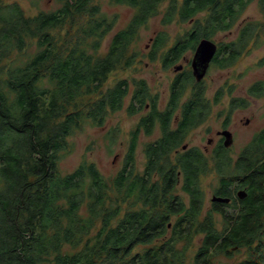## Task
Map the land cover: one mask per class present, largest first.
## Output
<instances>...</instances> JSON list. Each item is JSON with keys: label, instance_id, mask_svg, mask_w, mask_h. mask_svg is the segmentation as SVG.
I'll return each mask as SVG.
<instances>
[{"label": "trees", "instance_id": "16d2710c", "mask_svg": "<svg viewBox=\"0 0 264 264\" xmlns=\"http://www.w3.org/2000/svg\"><path fill=\"white\" fill-rule=\"evenodd\" d=\"M58 1L55 10L26 15L19 3L0 0V264H187L186 248L177 244L197 234H202L201 244L191 264H213L214 252L241 248L247 249L241 264H264V127L236 159L222 148L211 158L188 151L173 164L152 148L146 151L145 169L134 173V132L116 176H104L95 162L85 160L71 172L59 169L71 150V135L88 121L102 127L124 106L128 81L104 85L119 64H134L139 52L130 48L142 25L160 14L164 24L192 22L183 37L195 44L231 31L253 1L264 16V0H169L164 10L165 0H114L136 11L129 25L112 35L105 54L99 53L101 42L115 20L102 15L93 0ZM262 35L264 20H246L236 39L221 45L218 56H227L217 61L234 64ZM248 93L263 96L264 81ZM92 95L94 100L80 109L79 100ZM147 96L146 84L137 83L128 111L144 109ZM148 122L144 115L139 127ZM177 168L186 198L176 193ZM212 170L219 176L215 193L231 200L212 201L204 213L200 180ZM155 171L161 181H153ZM115 189L142 207L123 212L119 200L124 199L109 194ZM240 189L247 192L244 199L236 196ZM216 213L223 218L222 228ZM140 245L146 246L143 252H134Z\"/></svg>", "mask_w": 264, "mask_h": 264}, {"label": "rangeland", "instance_id": "374dc122", "mask_svg": "<svg viewBox=\"0 0 264 264\" xmlns=\"http://www.w3.org/2000/svg\"><path fill=\"white\" fill-rule=\"evenodd\" d=\"M6 2H17L24 9L26 15H35L41 10L50 11L60 7L61 3L58 0H5ZM100 6L102 15L104 14L109 20H115L113 30L101 42L100 54H105L109 48L112 35L127 27L135 14V8L128 4L118 3L114 0H93ZM169 0H165L162 10L168 5ZM162 15L151 18L146 24L139 29L138 35L133 40L131 45V52L138 51L139 55L133 65L124 67L119 64L114 71L109 75L104 88L113 86L117 81L126 79L130 84V94L126 99L124 106L108 115L104 125L97 126L90 121L86 122L82 129H78L70 136L69 142L71 150L64 155L60 160L59 169L62 173L73 171L82 161L95 162L101 172L106 177H113L123 168L130 141L134 136L133 133L137 131V125L144 114L145 110L141 109L135 113L128 111V106L131 101V93L135 87V82L144 79L149 80L155 70H158L156 77L163 79L169 73L161 72L160 67L156 64L151 66L148 64V47L147 44L151 37L157 36L159 33H164L165 37L173 41L174 38L185 36L186 32L191 30L192 24L188 22L172 21L164 24L161 20ZM254 20L262 22L264 20L263 13L257 1H253L242 13L231 31L220 32L214 37L216 41H224L236 39L239 26L246 20ZM67 29V28H66ZM63 33L64 30L58 31ZM172 43V42H169ZM264 57V36L262 35L258 44L251 43L247 52L231 66L227 68L213 67L204 79V85L207 87L205 99L210 104V113L205 119L204 123L198 127L189 137L188 140L193 144H198L202 148L208 143L209 137L218 138L216 133L221 128L228 111L230 113L229 129L233 132L234 143L232 144L229 155L233 158L239 156V152L254 138L264 127V95L253 96L249 95V88L258 81H264V64H260V60ZM183 62V61H181ZM154 68V69H153ZM233 88V89H232ZM219 89L222 90V95L217 102H214V96ZM232 90V92H231ZM221 91V90H220ZM190 92L188 91V94ZM219 95V93H218ZM95 95L85 96L79 100V108H83L84 104H89L93 101ZM235 98H245V104L234 100ZM234 104L231 108L230 104ZM249 120V122H247ZM211 128L213 130L211 136L207 135L206 130ZM148 137L143 131L138 132V142L135 153V172H142L145 169L146 154L144 152L145 144ZM211 158L212 155H207ZM171 161L176 163V157L172 155ZM153 180H157L153 176ZM200 184L205 191L206 204L205 211L210 209L212 205L211 197L215 192V188L219 185V176L217 172L210 171L206 176L201 177ZM176 193L184 196L182 185L176 189ZM112 196L119 195V200L123 212L128 209H135L142 207V202L134 198L124 196V193H118L117 190L110 191ZM237 196V195H236ZM83 212H87V205H84ZM217 225L222 228L223 218L221 214H215ZM97 229L100 222L95 223ZM95 230L91 232L90 237ZM202 234L194 235L190 240H181L177 247L180 249L186 248L185 262L192 263L194 256L201 244ZM86 237L84 238L85 241ZM83 241V242H84ZM83 244V243H82ZM145 245H140L134 249V252H143ZM247 256V249L232 250L231 253L226 254L222 252H214L212 255L213 264H241Z\"/></svg>", "mask_w": 264, "mask_h": 264}, {"label": "flooded vegetation", "instance_id": "af4514ba", "mask_svg": "<svg viewBox=\"0 0 264 264\" xmlns=\"http://www.w3.org/2000/svg\"><path fill=\"white\" fill-rule=\"evenodd\" d=\"M189 23L193 24L192 22ZM204 38L206 37L199 38L195 41V44L191 43L193 39L189 37L174 38L173 41H170L167 37L154 36L150 38L147 44L149 51L148 64L151 66L157 64L161 72L169 73V75L163 79H159L158 76L156 77L158 70L153 68L154 72L148 81L140 79L135 82V86L137 83L144 82L148 90L147 103L144 107L145 112L138 122L136 131H143L146 137H148V141L144 148L145 154L147 150L159 148L163 156H169L170 158L172 155L175 156V164H177L179 160L178 157H181L188 151L189 153L199 152L204 155L214 156L218 149L226 148L228 151L230 150L231 147H226L224 145L225 136L221 132L224 130L231 131L229 129V120L232 110L227 112L221 128L216 131L218 138L214 139V137H209L208 143L204 148L188 140V137L204 123L210 113L211 102L204 98L207 89L204 85L206 75L215 66L225 69L233 65H228L225 62L219 63L217 61V58L224 60V57L227 56V54L223 52L218 56V51L225 42L216 41L214 38H208L217 44V51L207 67L206 74L202 79L198 80L194 75L193 57L199 43ZM233 40H229L226 43H231ZM176 54H178V56H176ZM222 90L223 89H219L217 91L214 96V102L219 100L218 93L222 94ZM188 91L190 92L189 94ZM196 96H200L203 100L192 99L194 97L196 98ZM203 103H205V111L201 110L200 104L203 105ZM230 106L233 108L234 104L231 103ZM185 114L190 115L186 116ZM196 114H199V118L193 117ZM144 115H149V122L146 128L144 126L139 127V123ZM138 128L140 129L138 130ZM206 132L207 135L211 136L210 134H212L213 130L208 128ZM133 139L134 136L130 141V145ZM169 140H172V142L169 143ZM137 142L138 133L134 153H136ZM130 145L127 154L130 151ZM240 153L241 151L238 154ZM176 171L178 179L177 187H179V185H183V173L178 168ZM153 176H156L157 179L153 180L154 182L162 180L158 171L152 174V178ZM213 195L219 194L214 192Z\"/></svg>", "mask_w": 264, "mask_h": 264}, {"label": "water", "instance_id": "95a60500", "mask_svg": "<svg viewBox=\"0 0 264 264\" xmlns=\"http://www.w3.org/2000/svg\"><path fill=\"white\" fill-rule=\"evenodd\" d=\"M217 51V44L211 39L204 38L198 45V48L193 57V67H194V75L198 80L202 79L206 74L207 67L210 61L213 59L215 53ZM249 122V120H247ZM225 136L224 145L226 147H231L234 138L233 134L229 130H224L221 132ZM247 196V192L244 189H240L237 191V197L240 199H244ZM213 202H230V197H224L221 195H213L211 197Z\"/></svg>", "mask_w": 264, "mask_h": 264}]
</instances>
